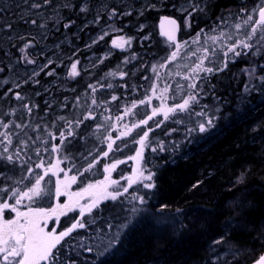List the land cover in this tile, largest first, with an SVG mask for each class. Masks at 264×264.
Wrapping results in <instances>:
<instances>
[{"label":"snow or ice","instance_id":"snow-or-ice-1","mask_svg":"<svg viewBox=\"0 0 264 264\" xmlns=\"http://www.w3.org/2000/svg\"><path fill=\"white\" fill-rule=\"evenodd\" d=\"M74 5L71 0H13L12 5L7 9L0 7V42L5 40L13 42L16 40L25 41L22 47L19 48L21 53H24L22 60L26 64L37 65L33 68L27 78L23 80L24 84L31 83L39 85L40 80L36 79L41 73L47 76H55L56 72L51 65L58 64L59 52H53V49H59L61 43H56L51 46H45L41 50V55L44 51L53 52L45 63L37 64V60L29 58L27 49L35 48L41 40H47L49 34L53 31L60 30L59 25L65 20L62 15V9L71 10ZM151 8H157V5H149ZM175 7V5H173ZM19 9V11H13ZM107 9V5L102 3L98 5L97 15L92 21H86L79 31H83L89 24L99 23L100 12ZM191 9V11L189 10ZM48 10L50 14H46ZM181 13H187L184 20L186 28H191L190 18L195 11H203V7L198 4L189 3L182 5L179 9ZM246 9L242 8L244 12ZM90 11L88 0H82L79 5V12L87 14ZM133 9L129 6L125 11L118 13L115 8L108 12V20L113 21L108 25V29L112 31H123L122 28L115 27V18L132 15ZM7 13H11V18H8ZM144 10L139 11V15H143ZM25 24L30 28L38 29V35L29 33L18 34L17 26ZM52 24V29L48 25ZM76 23L75 20H68L63 23L65 30L70 29ZM160 35L164 36L168 42V47L172 49L168 55L162 58L159 63V68H166L169 64L175 63L182 56L184 59H190L191 55H198V62L194 67H190L187 73L177 71L175 75L180 76L181 79L187 83L181 84L176 82V88L172 89V85H167L157 99H163V94L168 93L170 90L173 93V99L179 97L180 102L167 106L162 104L159 108H153L150 115L146 118L139 119L138 122H133L131 128L125 125L127 129L121 133L122 138L128 136L132 129H142L133 137L131 141H125L123 146L116 145L115 140L108 137L111 142L107 143V151L102 152L103 157H108L111 152H121L123 147H127L129 143L139 145L135 151L134 156L128 157L130 160L137 162L138 167L135 168L131 175L123 176L126 184H121L120 180L111 179V173L116 170L119 164L126 163V160H116L103 166V172L107 175L104 180L97 183H88L80 191H71V185L77 183L78 176H83L89 173L100 161L93 156L90 148L86 152L79 154V159L87 161L85 167L81 164L77 166V155L74 149L77 148L75 141L77 139L87 142V137L83 132H79L80 126L87 120H95L93 109L98 106V101L95 97L97 88L95 85L89 84L88 87L92 89L91 103L87 107L86 114L73 113L72 117L65 115L53 114L49 119L53 105L56 103L54 99H45L43 109L44 115H40V105L32 100L31 96L22 94L16 91L12 97L17 101V105L7 111L0 106V168L5 170L0 171V180L5 182V186L0 187V264H76L75 260H63L62 249L67 247L71 252L78 255L81 250L92 254L95 251L97 257L107 256L104 264H110V261L120 255L121 238H127L130 230L138 228L141 221L137 220V216L145 212L146 209L143 205L146 204L144 195L140 194V187L133 188L134 185H141L143 189H153L156 185L153 181L154 172L149 171L140 163L143 160L144 149L149 147L151 141L149 140L150 132H154L156 128H160L164 122L170 121L174 125L183 126L185 136L184 139L188 143L192 142L194 134H203L210 132L216 127V121L220 119L219 113L221 106L216 103L209 106L207 103H202L208 96L216 97V85L212 83V78L219 77L220 73L228 71L229 64L236 63L240 57L248 58L252 61L249 66H246L241 71L247 77L243 86V92L246 95H251L253 91H258L264 96V62L259 64L264 58V0H259L255 3L251 11L242 18H238V22L232 25L235 31L224 32L221 30L218 34L216 28L211 29L210 33H205L204 29H200L189 40L178 41L176 34L180 30V25L175 18L161 17L160 18ZM144 25H140L139 30L143 31ZM109 34L108 30L102 31L101 34L92 38L91 43L87 44V48H91L94 44L104 40L105 36ZM201 36L204 37L201 42ZM149 37L145 36L144 39ZM67 39V36L65 37ZM132 38L121 36L118 39L112 40V46L125 50V45H131ZM36 43H33V42ZM197 45L192 50L191 46ZM12 47H16L12 43ZM8 55L9 53H5ZM109 51L105 54V59L111 55ZM231 54V55H230ZM75 55V53H74ZM136 59L135 55L130 58H125L123 63L125 65ZM103 63V60H100ZM79 60H75L71 64L70 76L72 78L80 75L77 70ZM10 69L13 67L9 66ZM177 68L189 67V65L176 64ZM47 69V71H45ZM87 71V69H84ZM4 69L0 68V72ZM152 71L155 73L157 80L161 79V74L156 65L152 66ZM203 74V75H201ZM108 76L115 77L116 72H110ZM128 73L121 71L119 76L123 79ZM169 76L172 73H168ZM145 80L149 78L144 77ZM258 81L259 83H254ZM9 80L5 79L0 81V84H8ZM108 88H113L111 83L106 85ZM21 84L12 82V88H9L4 93V98H7L8 93L13 91V88H20ZM104 87V85H101ZM124 87V85H120ZM157 85L155 83L151 86V92L155 94ZM45 92L49 88L44 89ZM36 96L42 95L41 92H35ZM118 96L113 95L112 101H117ZM152 97L146 96L144 99L132 101V109L139 105H150ZM103 104L105 102L100 101ZM264 103V100L261 101ZM67 98L65 103L60 105L61 110L67 107ZM73 108L81 107V97L75 98ZM105 111L109 109L105 107ZM126 113L130 115H139L131 109H126ZM162 115V121H155L154 127L149 126V121L154 117ZM10 116L16 117V120L5 121L2 117ZM25 117L29 122H25ZM111 117H107L110 120ZM117 120L122 117L117 116ZM19 121V122H17ZM92 125H85V132ZM101 124L96 125L99 130ZM55 129L56 131H52ZM180 131L179 127H173L166 131V135H171L174 132ZM36 133L34 136L29 133ZM94 133H89V136ZM58 141V143H53ZM179 147V144H176ZM160 149L163 151V144H160ZM153 152L157 149L152 148ZM45 154L49 159H45ZM55 154V163L51 162L52 155ZM92 157V159H89ZM67 162L66 168H61V164ZM19 170V175H9L10 172L15 173ZM36 169H41L42 174L36 172ZM75 169V173L69 175ZM147 172V175L145 174ZM63 173V178L60 179V174ZM45 177H49L45 181ZM51 177H57L53 183ZM243 180V177H240ZM25 181H29L25 184ZM11 182V183H8ZM24 185L23 188L19 185ZM52 187H48V185ZM16 185V187H12ZM193 187H198L194 185ZM54 189V198L56 200L55 206L42 207L39 206L45 197H52ZM129 189H133L129 192ZM9 199H14V203L10 204L7 200L3 199V194L9 193ZM61 197H66V202L61 201ZM124 197V200L120 198ZM87 200V203L81 204V200ZM27 201V204H24ZM107 201L119 202L124 205V213L122 221L115 222L118 217L104 216L105 208L102 207ZM36 204V207L32 205ZM21 206L25 207L26 211H21ZM78 209V216L72 217L73 222L71 225L59 232L53 227L48 228L49 220H54L59 223L61 216H67L71 212ZM180 211L179 209L177 210ZM6 213H14V217L6 218ZM87 217V219H85ZM134 221H136L134 223ZM164 223L163 219L156 221V226L159 227ZM79 229L85 230L89 234L87 236L78 233ZM73 233H77L73 235ZM223 242V237L214 241L216 244ZM238 256L239 253H232ZM256 264H264V255L260 256Z\"/></svg>","mask_w":264,"mask_h":264}]
</instances>
